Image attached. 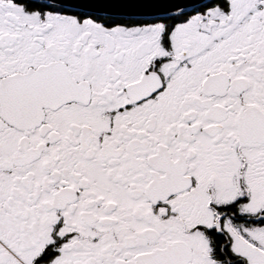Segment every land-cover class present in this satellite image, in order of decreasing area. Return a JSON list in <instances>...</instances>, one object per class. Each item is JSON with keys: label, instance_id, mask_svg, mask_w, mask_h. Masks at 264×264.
Instances as JSON below:
<instances>
[{"label": "snow or ice", "instance_id": "obj_1", "mask_svg": "<svg viewBox=\"0 0 264 264\" xmlns=\"http://www.w3.org/2000/svg\"><path fill=\"white\" fill-rule=\"evenodd\" d=\"M0 264H264V0H0Z\"/></svg>", "mask_w": 264, "mask_h": 264}]
</instances>
